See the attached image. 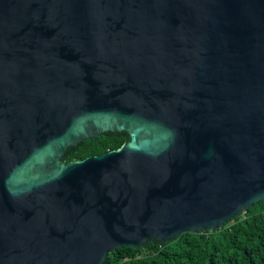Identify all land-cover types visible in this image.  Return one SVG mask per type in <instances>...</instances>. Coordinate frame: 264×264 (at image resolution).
<instances>
[{
  "label": "water",
  "instance_id": "obj_1",
  "mask_svg": "<svg viewBox=\"0 0 264 264\" xmlns=\"http://www.w3.org/2000/svg\"><path fill=\"white\" fill-rule=\"evenodd\" d=\"M261 201L264 0H0V264H105Z\"/></svg>",
  "mask_w": 264,
  "mask_h": 264
},
{
  "label": "trees",
  "instance_id": "obj_2",
  "mask_svg": "<svg viewBox=\"0 0 264 264\" xmlns=\"http://www.w3.org/2000/svg\"><path fill=\"white\" fill-rule=\"evenodd\" d=\"M126 132L100 137L67 149L63 161H82L121 148ZM105 264H264V201L218 230L186 233L169 242H149L141 248L124 246Z\"/></svg>",
  "mask_w": 264,
  "mask_h": 264
}]
</instances>
